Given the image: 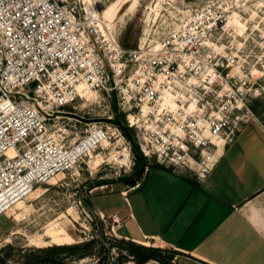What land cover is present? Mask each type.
Returning <instances> with one entry per match:
<instances>
[{
  "label": "built area",
  "instance_id": "built-area-1",
  "mask_svg": "<svg viewBox=\"0 0 264 264\" xmlns=\"http://www.w3.org/2000/svg\"><path fill=\"white\" fill-rule=\"evenodd\" d=\"M94 11L62 0H0V216L112 139L97 126L77 146L49 132L54 109L89 92L117 98L126 126L139 131L146 159L189 170L199 180L256 121L248 103L258 93L257 81L242 74L232 46L222 51L214 44L224 15L213 6L193 13L156 51L122 47ZM198 89L212 96L202 109L193 97ZM167 93L176 108L162 107ZM114 122L111 114L96 125L121 129ZM108 219L119 237V217Z\"/></svg>",
  "mask_w": 264,
  "mask_h": 264
},
{
  "label": "rangeland",
  "instance_id": "rangeland-1",
  "mask_svg": "<svg viewBox=\"0 0 264 264\" xmlns=\"http://www.w3.org/2000/svg\"><path fill=\"white\" fill-rule=\"evenodd\" d=\"M62 1L77 10H95L101 21L116 34L122 47L133 50L142 48L145 51H156L164 40L187 24L193 13L208 5L213 6L224 15V20L213 33V42L222 51L232 46L242 74L253 75L256 79L255 89L258 93L249 99L248 106L255 114L256 121L264 126V0ZM197 92L193 97L202 109L212 96L205 95L201 89ZM188 96L185 97L189 99ZM189 101L193 102L191 99ZM54 110L55 114L47 121L49 132L63 135L67 144L77 146L91 136L96 126L104 127L112 139L101 142L97 147L93 146L91 152L87 151L83 155L76 169L37 186L27 198L18 201L0 216V258L6 259V264H16L25 256L21 250L93 241L94 255L71 261L70 264H105L108 258L110 264H135L136 261L128 253L111 245L122 239L113 235V224L108 215L113 211L124 214L126 203L120 192L109 191L113 184L122 182V187L126 188L129 179L137 178L138 157L133 145L138 146L139 131L126 126L125 115L118 106L117 98L114 95L109 97L105 92H89L74 105ZM111 114L115 117L114 123L121 122L127 127L129 140L120 128L116 130L114 127L109 126L108 129L105 125H96L98 120L102 121ZM122 155L123 160L120 159ZM146 160L143 178L149 169L159 165L154 159ZM164 168L173 173L193 174L198 179L197 174L189 170ZM154 175L151 174L149 183L147 179L144 181V188L130 195L134 206L135 200L146 193V188L153 189ZM115 189L119 190L117 187ZM95 207L103 210L104 220ZM55 234L60 236L59 242L63 245L55 244L52 237ZM103 242L107 250L102 248ZM119 259L122 261L119 262ZM186 263L187 257L178 251L171 261V264ZM147 264L159 263L152 260Z\"/></svg>",
  "mask_w": 264,
  "mask_h": 264
},
{
  "label": "crops",
  "instance_id": "crops-1",
  "mask_svg": "<svg viewBox=\"0 0 264 264\" xmlns=\"http://www.w3.org/2000/svg\"><path fill=\"white\" fill-rule=\"evenodd\" d=\"M152 173L153 189L146 188L134 206L130 195L144 188ZM122 185L113 184L109 193L120 192L126 203L124 214L108 215L119 217L120 239L173 249L187 257L186 264H264L261 123L248 124L233 144L219 152L201 180L193 174L152 168L136 187ZM95 211L104 214L96 207Z\"/></svg>",
  "mask_w": 264,
  "mask_h": 264
},
{
  "label": "trees",
  "instance_id": "trees-1",
  "mask_svg": "<svg viewBox=\"0 0 264 264\" xmlns=\"http://www.w3.org/2000/svg\"><path fill=\"white\" fill-rule=\"evenodd\" d=\"M117 121H119V119H117ZM121 130L123 135L129 140L130 135L127 127H122ZM133 150L138 157V172L137 178L127 181L128 186L131 188L136 187L137 184L141 182L147 168V160L141 153L139 146L133 145ZM157 168L165 169L160 165H157ZM93 243V241H90L76 245L52 246L44 249H31L27 251L21 250V252H25V256L22 261L16 264H70L71 261H80L93 256ZM111 245L118 250H123L128 253L136 261L135 264H147L152 260L157 261L159 264H171V261L177 254V251L174 250L148 247L124 239L112 243ZM102 248L107 250L105 242L102 243ZM9 249L12 250L13 248L9 247ZM166 254H168V256H166ZM120 261L122 260L119 259V262ZM110 262V258H108L104 263L110 264ZM0 264H6V259L0 258Z\"/></svg>",
  "mask_w": 264,
  "mask_h": 264
},
{
  "label": "bare ground",
  "instance_id": "bare-ground-1",
  "mask_svg": "<svg viewBox=\"0 0 264 264\" xmlns=\"http://www.w3.org/2000/svg\"><path fill=\"white\" fill-rule=\"evenodd\" d=\"M94 13V15H96L95 14V12H93ZM99 22H100V25L103 27V28H105L107 25L103 22V21H101V20H99ZM108 27V26H107ZM88 94V93H87ZM170 96V97H169ZM166 106H168V107H170V108H172V109H174L177 105H176V103H175V101L173 100V97H172V95H170L169 93H167L166 95H165V98H164V102H163V104H162V107H166ZM145 111H146V113L149 111V109L147 108V107H145ZM93 144V143H92ZM123 155L120 157V159L121 160H123ZM53 237V239H54V241H60V238H59V236L58 235H56L55 234V236H52ZM59 245H62L60 242H59Z\"/></svg>",
  "mask_w": 264,
  "mask_h": 264
},
{
  "label": "water",
  "instance_id": "water-1",
  "mask_svg": "<svg viewBox=\"0 0 264 264\" xmlns=\"http://www.w3.org/2000/svg\"><path fill=\"white\" fill-rule=\"evenodd\" d=\"M115 124H116L117 126L121 127V128L124 127L123 124H122L121 122H116Z\"/></svg>",
  "mask_w": 264,
  "mask_h": 264
}]
</instances>
